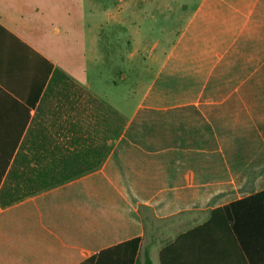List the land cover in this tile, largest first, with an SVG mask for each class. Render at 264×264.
Wrapping results in <instances>:
<instances>
[{
    "label": "crops",
    "instance_id": "obj_1",
    "mask_svg": "<svg viewBox=\"0 0 264 264\" xmlns=\"http://www.w3.org/2000/svg\"><path fill=\"white\" fill-rule=\"evenodd\" d=\"M78 1L0 0V155L17 146L2 185L58 147L111 146L99 170L0 207V264H130L99 254L136 238L133 264H264V0H200L129 115L88 74L110 0L83 27ZM106 108L125 120L114 141Z\"/></svg>",
    "mask_w": 264,
    "mask_h": 264
},
{
    "label": "rangeland",
    "instance_id": "obj_2",
    "mask_svg": "<svg viewBox=\"0 0 264 264\" xmlns=\"http://www.w3.org/2000/svg\"><path fill=\"white\" fill-rule=\"evenodd\" d=\"M108 0H106L107 4ZM200 0H110L113 14L110 25L104 23L101 45L96 42L93 56L97 58L90 80L106 95L115 110L129 115L134 110L152 81L167 50L193 14ZM99 0L93 7L92 0H79L70 4L75 21L84 25L94 14L103 17ZM65 6V16L66 8ZM67 8L70 10V8ZM71 12V11H70ZM118 18V19H115ZM98 25V20L96 21ZM82 33L80 29L79 34ZM78 34V35H79ZM64 41L74 47L76 54L86 53L92 40L69 38ZM93 61V60H92ZM87 64V63H86ZM24 188L18 197L30 193Z\"/></svg>",
    "mask_w": 264,
    "mask_h": 264
},
{
    "label": "trees",
    "instance_id": "obj_3",
    "mask_svg": "<svg viewBox=\"0 0 264 264\" xmlns=\"http://www.w3.org/2000/svg\"><path fill=\"white\" fill-rule=\"evenodd\" d=\"M106 112L107 114L109 112L111 116L110 129H108V123L106 124V138L108 139L110 136L114 141L121 135L125 126V120L114 110L106 108ZM108 133H110L109 136ZM16 147L17 146H12L10 151L6 153V150H4L0 155V207L12 205L25 197L64 185L99 170L111 151V146H89L84 151L71 150L69 148L70 146L58 147L57 151L53 150L46 152V158L48 159L46 165L37 159L34 161L39 167L30 169V173L33 175V177H30L32 181L16 184L15 187L10 186L9 182H5L2 185V179L5 177ZM15 168L16 166H13L12 170ZM24 188L33 190H29L30 193L26 196L18 197L17 192ZM140 242L141 238H136L130 242L106 250L100 253L99 256L118 252L127 255L129 253H127L126 250H131L130 264H133ZM146 264H152L148 253L146 254Z\"/></svg>",
    "mask_w": 264,
    "mask_h": 264
}]
</instances>
